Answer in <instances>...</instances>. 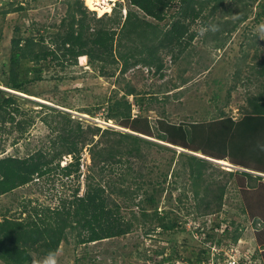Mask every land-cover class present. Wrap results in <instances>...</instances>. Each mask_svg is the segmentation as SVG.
<instances>
[{
  "label": "trees",
  "instance_id": "16d2710c",
  "mask_svg": "<svg viewBox=\"0 0 264 264\" xmlns=\"http://www.w3.org/2000/svg\"><path fill=\"white\" fill-rule=\"evenodd\" d=\"M127 2L129 7L124 16L118 2L110 15L95 18L90 17L81 1L77 0L74 9L67 12L56 30L47 26L38 31L36 36H21L20 28L14 30L7 63H2L0 68L3 79L1 86L6 89L0 88V152L5 151L6 141L14 133L17 134V140L28 136L29 129L37 120L46 128L48 141L46 146L41 145L25 156L0 157V197L49 175L79 180L84 149L90 163L85 176V189L81 195L77 186L70 198H60L59 205L54 208L28 209L27 205L17 213L18 216L15 213L2 215L0 261L4 264H30L34 255L43 258L50 251L56 253L60 243L66 241L69 235H73L77 245L123 237L131 232L133 222L124 219L122 209L137 208L141 224L155 220L158 223L156 227L161 231L173 232L179 229L177 220L172 221L166 215L159 216L157 213L160 195L164 190L162 182L164 183L166 176L162 182H154L149 174L135 170L131 162V159H141L143 145L160 147L163 144L138 135L200 153L212 160L226 158L224 154H217L206 148L207 144H204L205 148L194 145L188 128L180 127V134L176 138H169L163 132L155 134L148 119L143 117L142 110L159 101L156 94L141 96L130 84H125L124 87L121 85L126 73L138 66L145 67L148 71L154 69L155 73H159L163 68V57L160 56L163 53L160 52L169 55L173 61L179 59L195 36L190 31L192 24L201 18L202 11L208 4L214 2L215 10L221 0ZM175 3L178 4L176 11L168 14ZM261 7L258 16L264 17V4ZM21 9L23 8L17 7L13 10ZM167 17L168 23L162 26ZM80 62L93 65L101 77H115L116 84L121 88L107 99L104 120H111L116 126L132 133L110 127L101 130L97 126H83L80 120L72 118L66 111L53 107L47 109L43 106L37 115L32 110L23 109L18 103L16 96L19 93L34 96L27 86L40 81L43 71L52 67L64 70L79 65ZM29 70L33 71V77L29 76ZM254 73L258 78L264 77V57L254 68ZM260 88L261 92L247 98L246 107L242 108L245 117L237 125V134L212 138L213 142H223L224 145L229 143L231 147L244 138L238 149L234 148L235 154L230 160L231 165L241 168V171H221L220 174L226 177L224 183L213 179L207 182L203 177L206 176L205 169L211 167L209 160L187 151L182 152L184 155L180 154L185 156L183 166L196 201L195 219L221 212L227 184L234 178L242 179L248 183L249 188H253L259 180H264V81H260ZM129 96H132V101ZM133 106L141 111L138 116H132ZM100 108L97 107L96 110ZM248 151L254 156L253 162L246 160L249 159L246 154ZM69 156L71 160L61 165L63 158ZM215 171L217 172L216 169ZM144 186L150 188L149 194L144 190V197L135 202L141 196ZM259 197H264V192ZM247 207L245 206V210ZM23 213L26 215L24 218ZM253 219L256 225L257 218ZM232 225L234 224L231 223ZM218 227L219 224H215L211 229ZM237 230H232L229 238L233 244L240 239V232H236ZM229 232L230 224L223 230L224 237H228ZM257 233H264V230ZM205 235L210 244L205 243L208 245L196 255L194 262L190 261L192 264H200L202 259L209 256L211 246L220 244V240L212 244L215 234ZM260 247L255 250L254 255L246 254L252 257L253 264H264V243H260Z\"/></svg>",
  "mask_w": 264,
  "mask_h": 264
},
{
  "label": "rangeland",
  "instance_id": "374dc122",
  "mask_svg": "<svg viewBox=\"0 0 264 264\" xmlns=\"http://www.w3.org/2000/svg\"><path fill=\"white\" fill-rule=\"evenodd\" d=\"M76 1L0 0V68L2 63H7L9 44L15 28H20L21 36H36L38 31L47 26L56 30ZM80 1L90 17H100L93 0ZM118 2L124 16L129 7L127 0L108 2V8L101 6H105V13L110 15ZM262 4L264 0H221L215 10L214 2L208 4L201 18L190 27L195 36L179 59L173 61L169 55L160 52L163 53L160 55L163 57V68L159 73L138 66L130 69L121 83L122 87L125 84L135 87L141 96L156 94L159 101L142 110L143 117L148 119L155 134L163 132L169 138H176L180 134V127L188 128L194 145L205 148L204 144H207L209 150L226 156L225 160L219 161L228 166L208 161L217 172L211 167L206 168V176L203 178L207 182L213 179L224 183L226 177L220 174L221 171H241L237 166L234 167L239 169H233L230 160L235 154L234 148L238 149L244 138L233 147L229 143L224 145L223 142H213L212 138L237 134V125L245 117L242 108L246 107L247 98L262 91L260 81H264V77L258 78L254 73V68L264 57V39L259 38L264 17L258 16ZM177 6L176 3L172 5L168 14L175 12ZM17 7L23 9L13 10ZM168 19L162 26H166ZM27 67L30 68V65ZM29 74L33 77L34 73L29 70ZM40 75V81L27 86L34 96L22 93L16 96L23 109L32 110L38 115L43 106L47 109L53 107L66 111L72 118L80 120L83 126H97L101 130L108 128L106 124L116 126L113 121L104 120L107 99L121 88L116 84L115 77H101L96 68L86 65V62L64 70L52 67ZM2 80L0 74V86L3 85ZM128 98L132 101V96ZM97 107L101 108L96 110ZM139 112L133 106L132 116H138ZM47 134L46 128L37 120L25 138L17 140L16 133L8 137L6 149L0 152V157H22L41 145L46 146ZM14 140L17 143L12 145ZM82 152L83 164L79 180L49 175L1 196L0 220L2 215L17 214L27 205L28 209L54 208L59 205L60 198H70L77 186L81 195L90 163L87 151L84 149ZM182 152L178 148L172 150L163 145H143L141 159H131L133 168L142 174H149L154 182H162L166 176L162 182L164 190L160 195L157 213L159 216L166 215L172 221L177 220L179 229L173 232L161 231L156 227L158 223L155 220L141 224L137 208L122 209L124 219L133 222L129 234L88 245H77L73 235H69L66 241L60 243L56 252L57 264H192L190 261L194 262L196 255L210 244L205 239L208 233L215 234L212 244L220 240L217 247L222 250L254 255L255 250L261 248L260 243H264V233H257L264 230V197H259L263 196L264 190H261L264 189V180H259L253 188H249L248 183L234 178L227 184L221 212L195 219L196 201L190 191V180L183 166L185 156L180 155L185 153ZM246 154L249 158L246 160L253 162V154L249 151ZM68 161L69 157L63 158L62 165ZM147 169H151L150 172ZM144 190L149 194L150 188L144 186L141 196L139 194L135 202L144 197ZM245 206H248L246 210ZM25 216L23 213L22 217ZM253 218H257L256 225ZM231 223L234 225L231 226ZM215 224H219V227L211 229ZM229 224L230 232L228 237H224L223 230ZM234 229L240 232V239L235 244L229 239ZM206 242L208 244L205 245ZM42 259L34 255L30 264H41ZM0 264L4 263L0 261Z\"/></svg>",
  "mask_w": 264,
  "mask_h": 264
},
{
  "label": "built area",
  "instance_id": "2783aa9c",
  "mask_svg": "<svg viewBox=\"0 0 264 264\" xmlns=\"http://www.w3.org/2000/svg\"><path fill=\"white\" fill-rule=\"evenodd\" d=\"M252 255V254H249ZM246 254L240 255L233 250H222L219 247L213 245L210 248L209 256L202 261L204 264H253L252 257ZM245 258V259H244Z\"/></svg>",
  "mask_w": 264,
  "mask_h": 264
},
{
  "label": "clouds",
  "instance_id": "9594fccd",
  "mask_svg": "<svg viewBox=\"0 0 264 264\" xmlns=\"http://www.w3.org/2000/svg\"><path fill=\"white\" fill-rule=\"evenodd\" d=\"M110 10H111V8H110ZM111 12H112V10H111ZM108 13V12H107ZM106 14V13H105ZM105 14H103V15H105ZM102 15V16H103ZM102 16H100V17H102ZM99 18V17H98ZM213 30H216V28L215 27H213ZM259 38H261V39H264V26H261L260 27V29H259ZM104 124H105V122H104ZM106 126L107 127H110V128H114L115 130H120L121 128H119L118 129V126H112V125H108V124H106ZM123 130H125V129H123ZM121 131V130H120ZM126 131V130H125ZM127 132H129V133H132L131 131H127ZM138 136H140V137H142V138H145V139H148V140H151V141H154V140H152V138H147V137H145V136H143V135H138ZM154 142H157V141H154ZM161 142V141H160ZM160 142H157V143H160ZM160 144H163V143H160ZM188 153H190V152H188ZM203 158H205V157H203ZM66 159V158H65ZM207 159H210V158H208L207 157ZM71 160V157L69 156V161ZM87 160H89L90 161V159L88 158ZM210 160H212V159H210ZM68 161V162H69ZM215 161V160H214ZM216 163V162H215ZM63 163H61V165H62ZM66 164V163H65ZM83 164V163H82ZM81 168H82V165H81ZM232 168L233 169H239V168H235L234 166H232ZM206 259V258H205ZM41 264H57V255H56V253L55 252H53V251H50V252H48L44 257H43V259H42V261H41Z\"/></svg>",
  "mask_w": 264,
  "mask_h": 264
},
{
  "label": "bare ground",
  "instance_id": "6f19581e",
  "mask_svg": "<svg viewBox=\"0 0 264 264\" xmlns=\"http://www.w3.org/2000/svg\"><path fill=\"white\" fill-rule=\"evenodd\" d=\"M113 0H93V2H95V8H97V11H98V13H99V15L101 16L103 13H105L106 12V7L105 6H107V8H108V2H112ZM101 4L102 5H105V6H101ZM100 5V6H99ZM0 88H3V89H5L4 87H2V86H0ZM6 90V89H5ZM20 94V93H19ZM33 98V97H32ZM34 99V98H33ZM152 140H154V141H157V142H160V141H158V140H155V139H152ZM160 143H163V145H166V146H168V147H172V148H178V149H180V150H183L182 148H179V147H176V146H173V145H171V144H168V143H165V142H160ZM185 151H187V152H190V153H192V154H196L197 156H203V155H201L200 153H195V152H191V151H188V150H185ZM206 158V157H205ZM214 161V160H213ZM220 162L219 164H222V165H225V166H228V164L227 163H223V162H221V161H219V160H215V162ZM264 175V174H263Z\"/></svg>",
  "mask_w": 264,
  "mask_h": 264
},
{
  "label": "water",
  "instance_id": "95a60500",
  "mask_svg": "<svg viewBox=\"0 0 264 264\" xmlns=\"http://www.w3.org/2000/svg\"><path fill=\"white\" fill-rule=\"evenodd\" d=\"M16 94H18V93H16ZM19 95V94H18ZM119 129V128H118ZM120 130H122V129H120ZM123 131H125V130H123ZM127 132V131H126ZM177 149V148H176ZM181 151H184V150H181ZM190 154H192V153H190ZM192 155H195V156H197L196 154H192ZM198 157H201V156H198ZM201 158H203V157H201ZM204 159H207V158H204ZM207 160H209V161H212V162H215V161H213V160H210V159H207ZM217 163V162H216Z\"/></svg>",
  "mask_w": 264,
  "mask_h": 264
}]
</instances>
